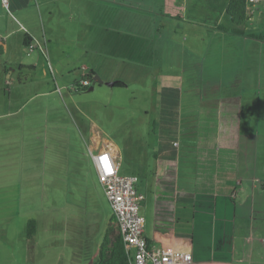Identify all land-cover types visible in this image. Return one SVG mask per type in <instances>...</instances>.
Listing matches in <instances>:
<instances>
[{"label":"crops","instance_id":"obj_1","mask_svg":"<svg viewBox=\"0 0 264 264\" xmlns=\"http://www.w3.org/2000/svg\"><path fill=\"white\" fill-rule=\"evenodd\" d=\"M228 2L11 0L8 11L0 0V59L18 68L17 72L11 69L7 77L17 73L20 78L24 69L38 68L40 60V54L31 55L26 38L41 46L34 50L43 51L45 46L44 51L54 53L59 41L75 38L84 40L86 54L93 51L97 56L102 55L100 52L115 53L126 46L132 48L130 73L160 77L161 82L169 83L161 86L163 106L157 115L160 123L155 125L160 127V135L163 136V127L169 129L177 121L194 132L193 136L176 135L172 141L162 137L154 145L153 178L147 183L152 195L138 188L145 194L143 201L147 200L150 211V217L145 218L148 241L191 251L195 264H264V153L257 147L264 125L259 123L258 114L253 115L252 106L258 108L256 103L254 106L251 102L248 109L255 119L247 121V132L241 133V92L221 88L220 93H208L204 99L205 91L191 83L184 89L171 84L192 78H229L247 69V58L253 59L254 50L261 68L264 41L249 35L248 21L252 17L244 25L246 34L221 28L233 25L227 13ZM208 16L216 18V22L210 23ZM111 32L129 39H112ZM93 57L83 67L82 77L93 71L108 82L122 81V87H129L128 81L117 74L104 75L108 72L106 60ZM46 62L52 63L50 53ZM176 111H181V115ZM205 127H215L216 134L210 136L194 129ZM84 146L86 166L90 174L97 175L98 183L90 151L107 149L122 161L120 147L97 133ZM187 158L193 159L190 169L183 167L185 162L181 164V159ZM159 160L174 161L175 166L157 174ZM72 164L75 167L77 163L71 161V168ZM121 168L122 163L120 172ZM111 210L110 207L99 236L92 240L88 250H83L76 264H98L107 229L110 225L117 227ZM257 220L262 221L257 224ZM79 225L75 224L74 229L78 230Z\"/></svg>","mask_w":264,"mask_h":264},{"label":"rangeland","instance_id":"obj_2","mask_svg":"<svg viewBox=\"0 0 264 264\" xmlns=\"http://www.w3.org/2000/svg\"><path fill=\"white\" fill-rule=\"evenodd\" d=\"M208 19L216 22L211 16ZM248 22L249 32L264 33V0ZM118 37L129 39L110 33V38ZM83 41L61 40L56 53L44 51L45 46L43 51H31V55L40 54L39 66L24 69L20 78L17 73L7 77L11 69L17 72L18 68L0 59V264H76L83 250L99 236L110 207L97 175L90 174L83 158L84 144L90 142L92 134L120 147L121 173L137 174L138 188L149 196L153 191L147 183L153 178L154 145L162 137L172 141L176 135H194L193 128L181 127V121L169 129L163 127L160 135V127L155 125L160 123L157 115L163 106L161 86L169 83L161 82L160 77L130 73L132 48L97 56L93 51L85 53ZM49 53L52 63L46 62ZM91 57L106 60L108 72L104 75L117 74L129 87H109L107 78L99 73L102 85L90 89L91 81L87 88L78 87ZM252 58H247L245 71L226 79L212 76L171 84L184 89L191 83L205 91L204 99L208 93H220L221 88L241 92V133H246L247 121L255 119L248 112L253 101L259 108L256 111L258 108L252 106L253 115L258 114L259 123L264 125V59L259 68L255 50ZM176 114L181 115V111ZM194 129L216 134L215 127ZM259 134L257 147L264 153V128ZM71 161L77 163L76 169L69 166ZM183 162V167L190 169L193 159H181ZM140 213L150 217L147 200L142 201ZM30 219L37 222L31 237L27 233ZM77 223L80 225L75 230Z\"/></svg>","mask_w":264,"mask_h":264},{"label":"built area","instance_id":"obj_3","mask_svg":"<svg viewBox=\"0 0 264 264\" xmlns=\"http://www.w3.org/2000/svg\"><path fill=\"white\" fill-rule=\"evenodd\" d=\"M4 7L11 11V0H1ZM260 0H248L249 13H253ZM1 39V36H0ZM29 51L41 48L37 43L27 44ZM91 80L81 78L78 87H88ZM98 173L99 182L109 201L114 220L122 235L129 264H195L191 251L180 250L174 245L151 244L145 235V217L140 206L145 194L138 190L139 177L135 174L120 172V158L110 150L90 151ZM218 264H239L222 262Z\"/></svg>","mask_w":264,"mask_h":264},{"label":"trees","instance_id":"obj_4","mask_svg":"<svg viewBox=\"0 0 264 264\" xmlns=\"http://www.w3.org/2000/svg\"><path fill=\"white\" fill-rule=\"evenodd\" d=\"M248 0H229L227 5V13L232 21V27H221L225 30H230L237 34H246L244 28L245 23L252 17L253 13H249ZM250 36L258 38L264 41V33H249ZM29 38H26L25 43H29ZM95 72L91 71L90 74L85 75L86 78L93 82ZM124 83L122 81H116L115 86L122 87ZM81 89L87 87H80ZM175 166L174 161L159 160L157 165V174H164L170 167ZM37 227L35 219H30L27 223V233L31 237L34 235ZM118 229V227H117ZM129 256L125 250V244L122 235L114 225H110L107 229V233L101 245V256L98 264H129Z\"/></svg>","mask_w":264,"mask_h":264},{"label":"water","instance_id":"obj_5","mask_svg":"<svg viewBox=\"0 0 264 264\" xmlns=\"http://www.w3.org/2000/svg\"><path fill=\"white\" fill-rule=\"evenodd\" d=\"M103 83H104V81L102 80V78L96 74L94 76V79H93L92 85L90 86V89H93L96 84H103ZM106 84L111 86V87L115 86V82H106Z\"/></svg>","mask_w":264,"mask_h":264}]
</instances>
